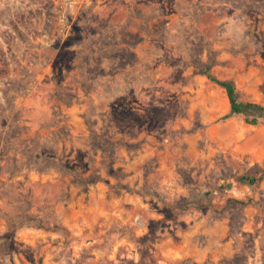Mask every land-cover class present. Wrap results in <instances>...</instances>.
I'll use <instances>...</instances> for the list:
<instances>
[{
  "label": "rangeland",
  "instance_id": "1",
  "mask_svg": "<svg viewBox=\"0 0 264 264\" xmlns=\"http://www.w3.org/2000/svg\"><path fill=\"white\" fill-rule=\"evenodd\" d=\"M200 64L264 105V0H0V264H264V124Z\"/></svg>",
  "mask_w": 264,
  "mask_h": 264
},
{
  "label": "trees",
  "instance_id": "2",
  "mask_svg": "<svg viewBox=\"0 0 264 264\" xmlns=\"http://www.w3.org/2000/svg\"><path fill=\"white\" fill-rule=\"evenodd\" d=\"M213 65L200 64L197 66V72L226 92L230 103V113L224 118L230 119L236 116H243L245 123L248 125L258 126L261 122L264 124V105L258 102L242 100L234 81L221 80L212 74ZM239 181L250 186L256 184L255 179H248L247 177H241Z\"/></svg>",
  "mask_w": 264,
  "mask_h": 264
},
{
  "label": "crops",
  "instance_id": "3",
  "mask_svg": "<svg viewBox=\"0 0 264 264\" xmlns=\"http://www.w3.org/2000/svg\"><path fill=\"white\" fill-rule=\"evenodd\" d=\"M37 4L42 3L43 0H35ZM42 12L40 7L28 8L26 10H22L17 13L14 19L11 21L12 31L11 33H6L4 42L8 44L10 47H18V44L26 43L28 38L27 35L30 32V28L36 26L40 28V23L42 20L39 16H42Z\"/></svg>",
  "mask_w": 264,
  "mask_h": 264
}]
</instances>
